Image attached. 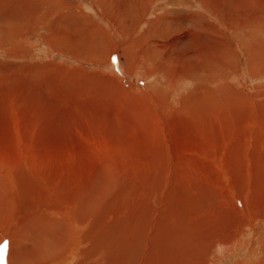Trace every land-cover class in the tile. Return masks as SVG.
<instances>
[{
	"label": "rangeland",
	"instance_id": "obj_1",
	"mask_svg": "<svg viewBox=\"0 0 264 264\" xmlns=\"http://www.w3.org/2000/svg\"><path fill=\"white\" fill-rule=\"evenodd\" d=\"M132 2L0 0L6 191L16 194L13 164L36 178L25 181L33 195L61 182L66 216L90 175L97 205L131 227L150 215L152 195L156 204L185 191L187 204L207 200L212 187H200L217 178L214 162L252 154L243 140L226 150L240 125L262 134L264 0ZM217 206L213 218L224 212Z\"/></svg>",
	"mask_w": 264,
	"mask_h": 264
},
{
	"label": "bare ground",
	"instance_id": "obj_2",
	"mask_svg": "<svg viewBox=\"0 0 264 264\" xmlns=\"http://www.w3.org/2000/svg\"><path fill=\"white\" fill-rule=\"evenodd\" d=\"M262 123L261 135H257L261 131H252L245 125L230 130L237 141L231 142L226 153L236 152L235 146L246 141L249 148L252 147V154L246 152L242 160L237 157L235 162H230L229 153L220 163L213 161L220 171L216 173L217 178L207 185L204 182L201 186L197 182L201 189L212 187V197L187 204L185 200L190 196L185 191L180 194V199L183 197L184 200H175L171 204L168 194L166 197L160 194L158 199L162 197L166 202L157 199L156 204L152 195L150 215L131 227L123 226L124 223L111 218L97 205L92 176L87 174V179L79 185H86L85 189L74 191L78 199L72 206L75 213L69 212L65 216L61 209V194L66 193L64 185L60 182L54 187H43L38 195H33L27 191L25 181L36 178L32 175L19 177L20 172L13 164L7 171L16 187L15 195L5 190L6 177L0 175V264H264V170L260 175L251 170L254 162L260 169L262 163L264 165L261 155V150L264 151V119ZM238 147V153L241 148L244 152V147L247 151L246 146ZM209 152L206 151L208 157L212 155ZM256 156L260 160L259 157L255 160ZM247 164H250L249 168ZM1 167L7 168L2 161ZM189 171L187 179L195 178L193 170ZM185 190L191 192L189 188ZM217 204L223 206L224 212L221 208L223 214L213 218L210 213L218 208ZM200 214L206 219L199 217ZM65 217L67 220L62 219ZM205 226L209 227L208 233L202 230Z\"/></svg>",
	"mask_w": 264,
	"mask_h": 264
},
{
	"label": "crops",
	"instance_id": "obj_3",
	"mask_svg": "<svg viewBox=\"0 0 264 264\" xmlns=\"http://www.w3.org/2000/svg\"><path fill=\"white\" fill-rule=\"evenodd\" d=\"M143 0H133V2H132V6H136L137 4H141V2H142ZM134 8V7H133ZM135 14V13H134ZM145 13H143V15H144ZM137 17V14H135V18ZM134 18V19H135Z\"/></svg>",
	"mask_w": 264,
	"mask_h": 264
}]
</instances>
